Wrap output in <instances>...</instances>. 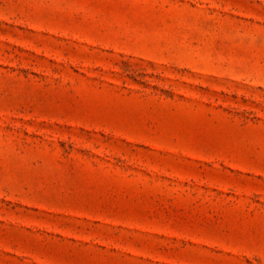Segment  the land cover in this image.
<instances>
[{
    "label": "rangeland",
    "instance_id": "rangeland-1",
    "mask_svg": "<svg viewBox=\"0 0 264 264\" xmlns=\"http://www.w3.org/2000/svg\"><path fill=\"white\" fill-rule=\"evenodd\" d=\"M0 264H264V0H0Z\"/></svg>",
    "mask_w": 264,
    "mask_h": 264
}]
</instances>
